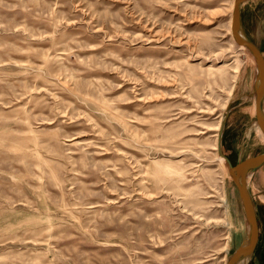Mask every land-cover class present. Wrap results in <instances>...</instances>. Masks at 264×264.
Wrapping results in <instances>:
<instances>
[{"label":"rangeland","instance_id":"374dc122","mask_svg":"<svg viewBox=\"0 0 264 264\" xmlns=\"http://www.w3.org/2000/svg\"><path fill=\"white\" fill-rule=\"evenodd\" d=\"M233 8L0 0V264H227L248 224L219 150H264Z\"/></svg>","mask_w":264,"mask_h":264},{"label":"water","instance_id":"95a60500","mask_svg":"<svg viewBox=\"0 0 264 264\" xmlns=\"http://www.w3.org/2000/svg\"><path fill=\"white\" fill-rule=\"evenodd\" d=\"M248 0H234L232 12L231 30L236 43L247 50L255 61V77L253 94L255 96L256 124L264 133V55L259 46L246 33L241 15L242 4ZM229 166V172L233 177L241 196L244 212L247 220V231L242 243L233 251L227 260V264H239L248 261L255 250L258 240V221L256 205L248 187V178L264 163V151L254 156L239 159L235 163L222 153Z\"/></svg>","mask_w":264,"mask_h":264},{"label":"crops","instance_id":"0c3cea01","mask_svg":"<svg viewBox=\"0 0 264 264\" xmlns=\"http://www.w3.org/2000/svg\"><path fill=\"white\" fill-rule=\"evenodd\" d=\"M241 15L246 33L259 46L264 55V0L246 1L242 4ZM248 187L256 205L258 221V240L248 264H264V163L249 176Z\"/></svg>","mask_w":264,"mask_h":264},{"label":"bare ground","instance_id":"6f19581e","mask_svg":"<svg viewBox=\"0 0 264 264\" xmlns=\"http://www.w3.org/2000/svg\"><path fill=\"white\" fill-rule=\"evenodd\" d=\"M233 5H234V0H232V8H233ZM229 23H230V25H231V23H232V17H230V21H229ZM242 47V46H241ZM243 48V47H242ZM255 112H256V107H255ZM255 131H256V134L258 135V137L262 140V141H264V133H263V131L261 130V128L258 126V125H256V127H255ZM219 145V138H217V141L215 142V146L217 147ZM220 158L223 160V162H224V168H225V170H226V172H228V173H230L229 172V166H227V161L225 160V158L223 157V156H220Z\"/></svg>","mask_w":264,"mask_h":264}]
</instances>
